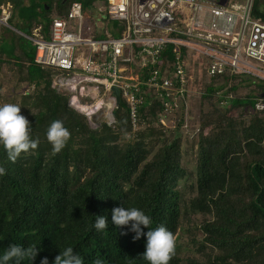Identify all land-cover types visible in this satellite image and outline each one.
<instances>
[{"label": "trees", "instance_id": "16d2710c", "mask_svg": "<svg viewBox=\"0 0 264 264\" xmlns=\"http://www.w3.org/2000/svg\"><path fill=\"white\" fill-rule=\"evenodd\" d=\"M75 2L89 12L96 0H29L28 4L0 0V15L1 7L11 4L10 26L30 37L41 27L49 39L53 19L67 18ZM252 17L264 23V0H254ZM14 18L26 28L14 27ZM25 39L17 36L11 51H0V77L5 65L20 67L19 80L28 90L19 98L5 99L0 82V106H20L30 122V138L39 143L15 162L0 144V167L6 169L0 175V257L15 244L38 250L33 261L25 257L20 264H41L45 258L54 264L68 247L84 264L97 259L103 264H150L142 256L146 235L134 240L130 225L118 228L112 221L114 208L135 207L151 218L150 228L141 225L145 234L164 226L175 241L184 212L209 217L200 227L204 242L194 243L206 259H190L188 264H264V111L256 110L258 87L245 98L236 97L229 108H221L218 92L228 88V78L208 79L197 64V72L208 82L200 97V131L193 140L196 195L185 203L179 188L187 179L182 136L167 138L152 126L132 135L122 101L115 113L116 127L93 130L87 118L70 106L69 95L53 87L58 73L35 62L36 47L24 46ZM238 87L233 82L225 94L237 93ZM204 103L210 105L206 111ZM140 114L142 119H154L159 106L144 107ZM55 120L70 132L59 153L47 139ZM98 216L107 218L103 231L94 227ZM208 247L212 254L206 253ZM9 264H16L15 259ZM169 264H186L176 246Z\"/></svg>", "mask_w": 264, "mask_h": 264}, {"label": "built area", "instance_id": "2783aa9c", "mask_svg": "<svg viewBox=\"0 0 264 264\" xmlns=\"http://www.w3.org/2000/svg\"><path fill=\"white\" fill-rule=\"evenodd\" d=\"M253 2L107 0L95 16L97 23L112 24L106 37L85 27L83 4L75 2L67 18L53 19L49 39L41 27L23 37L36 47L35 62L58 73L53 87L69 95L70 106L93 130L115 128L122 101L132 135L152 126L194 140L200 131L191 125L197 64L208 79L264 88V23L252 17ZM12 13L11 4L1 7V26L12 29ZM259 89L258 95L264 92ZM218 97L224 109L235 99L224 91ZM155 105L157 117L142 119L141 109ZM256 110L264 111L263 99Z\"/></svg>", "mask_w": 264, "mask_h": 264}, {"label": "clouds", "instance_id": "9594fccd", "mask_svg": "<svg viewBox=\"0 0 264 264\" xmlns=\"http://www.w3.org/2000/svg\"><path fill=\"white\" fill-rule=\"evenodd\" d=\"M30 122L21 114V107L16 104L7 103L0 106V144L3 145L8 153V158L13 162L30 149H36L39 141L32 140L29 134ZM47 139L53 146V152L59 153L70 139V132L60 120L51 123L47 130ZM6 174V169L0 167V175ZM112 221L119 228L120 226L130 225V231L135 233L134 240H139L146 235V251L142 254L143 258L150 264H169L175 254V236L164 226H159L155 230L144 233L141 225L150 228L151 218L143 211L133 207H116L112 210ZM131 222V224H130ZM94 227L97 231H103L108 227L107 218L98 216ZM126 235L127 233H123ZM38 254L37 247L21 246L11 244L0 257V264H9L15 259L16 264L25 258L34 260ZM41 264H49L47 258ZM54 264H84L79 255H75L73 248L68 247L61 251L55 258ZM94 264H103L102 260L97 259Z\"/></svg>", "mask_w": 264, "mask_h": 264}, {"label": "rangeland", "instance_id": "374dc122", "mask_svg": "<svg viewBox=\"0 0 264 264\" xmlns=\"http://www.w3.org/2000/svg\"><path fill=\"white\" fill-rule=\"evenodd\" d=\"M236 4L244 5L246 0H235ZM107 7V0H96L93 8L89 11L85 17V27L94 29L96 34L99 37H106L110 35L112 32V24L109 22H96L95 16L98 14L99 10H104ZM24 46L30 48L34 46L33 42L29 39L23 40ZM20 67H4L3 72L1 73L0 82H1V94L2 98L5 99H14L19 98L28 90V86L26 83H23L19 80L20 78ZM208 80L202 78L200 73L197 72V97L192 104V123L191 125L199 126V121L202 118L201 114V95L204 93L205 85ZM228 86L227 89H229ZM239 88V87H238ZM224 90V92L227 91ZM250 89H253L251 86H241L237 93H231L234 98H245ZM209 104L204 103L203 110L206 111L209 109ZM179 134V133H178ZM172 134H165L168 138ZM182 136V164L187 171V179L183 180L180 183V190L182 191L183 201L189 202L196 195V177H197V146L193 140H190L182 133L179 136ZM209 217H205L201 214H193L190 212H184L181 221V228L178 234V238L176 240L175 246L179 249V253L186 264H188V260L197 259L198 261H205L206 256H202L197 253V245L194 243H202L204 242V235L200 229L204 220ZM199 248V247H198ZM206 253L212 254L211 248L208 247Z\"/></svg>", "mask_w": 264, "mask_h": 264}, {"label": "crops", "instance_id": "0c3cea01", "mask_svg": "<svg viewBox=\"0 0 264 264\" xmlns=\"http://www.w3.org/2000/svg\"><path fill=\"white\" fill-rule=\"evenodd\" d=\"M29 0H26V3L28 4ZM88 12H86L85 14H87ZM12 25L14 27H18V28H26V24L21 22L20 20H18L17 18L12 19ZM12 29H9L7 27L1 26L0 25V51L2 49L7 48L9 51L12 50L13 48V43L16 40L17 36H23L24 34H22L21 31L17 30L16 28H13L11 26ZM16 36V37H15ZM19 44H17V49H19ZM17 52H19L17 50ZM5 67H7L5 65Z\"/></svg>", "mask_w": 264, "mask_h": 264}, {"label": "water", "instance_id": "95a60500", "mask_svg": "<svg viewBox=\"0 0 264 264\" xmlns=\"http://www.w3.org/2000/svg\"><path fill=\"white\" fill-rule=\"evenodd\" d=\"M222 4H224V3H222ZM115 95L118 96V91L117 90H115ZM259 98L264 100V92L259 95Z\"/></svg>", "mask_w": 264, "mask_h": 264}]
</instances>
